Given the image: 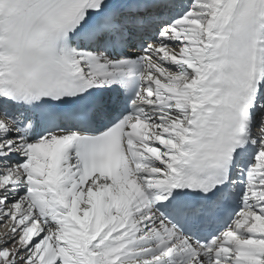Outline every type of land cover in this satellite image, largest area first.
Segmentation results:
<instances>
[{
	"label": "snow or ice",
	"instance_id": "obj_1",
	"mask_svg": "<svg viewBox=\"0 0 264 264\" xmlns=\"http://www.w3.org/2000/svg\"><path fill=\"white\" fill-rule=\"evenodd\" d=\"M0 264H264V0H0Z\"/></svg>",
	"mask_w": 264,
	"mask_h": 264
},
{
	"label": "bare ground",
	"instance_id": "obj_2",
	"mask_svg": "<svg viewBox=\"0 0 264 264\" xmlns=\"http://www.w3.org/2000/svg\"><path fill=\"white\" fill-rule=\"evenodd\" d=\"M0 231H2V229H0Z\"/></svg>",
	"mask_w": 264,
	"mask_h": 264
}]
</instances>
